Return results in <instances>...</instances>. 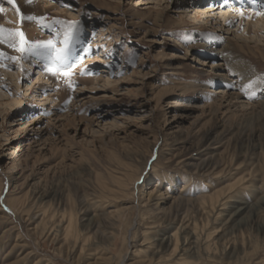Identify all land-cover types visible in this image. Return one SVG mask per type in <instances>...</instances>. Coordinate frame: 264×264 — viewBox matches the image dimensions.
<instances>
[{
  "label": "rangeland",
  "instance_id": "374dc122",
  "mask_svg": "<svg viewBox=\"0 0 264 264\" xmlns=\"http://www.w3.org/2000/svg\"><path fill=\"white\" fill-rule=\"evenodd\" d=\"M193 1L0 0V27L27 41L63 48L73 26L67 75L0 42V264H162L169 252L157 254L146 231L153 243L195 224L203 243L172 264H258L223 241L206 248L216 227L240 238L264 222L263 206L214 223L210 201L221 194L217 209L227 212L264 197V23L251 42L235 39L218 31L212 6ZM29 15L43 19H21ZM228 39L239 47L225 52ZM222 53L254 70L246 88L258 83L259 94L219 92L220 69L209 65ZM228 79L237 85L238 74ZM70 211L73 240L50 218Z\"/></svg>",
  "mask_w": 264,
  "mask_h": 264
},
{
  "label": "bare ground",
  "instance_id": "6f19581e",
  "mask_svg": "<svg viewBox=\"0 0 264 264\" xmlns=\"http://www.w3.org/2000/svg\"><path fill=\"white\" fill-rule=\"evenodd\" d=\"M197 1H201L203 5L208 3L209 6H212L211 9H214L213 11L215 12L214 15H216L218 18L217 19L218 23L216 24L218 27L217 28L218 31L219 32L224 31L228 33L230 32V34L233 35L235 39L237 37H240L244 39L245 41L251 42V38H253L252 36L258 33L255 31L258 28L257 22L264 23V0H194L193 3L194 2L196 4L199 3ZM44 5H45L44 7L46 10L53 11L52 12L53 15H58L59 10L50 1H45ZM193 14L195 16L194 18L198 19L199 15H204V12H202L201 14H197L193 12ZM248 17H250L251 21L246 20V18ZM237 20H238V23L240 24L236 25ZM206 22L209 23L208 20H206ZM247 24L249 26L248 30H246ZM239 32H240V35H239ZM249 33H251L250 37L248 36ZM235 39L226 40L225 52H228L231 49V46L234 48L239 47ZM214 41H217V40L214 39ZM218 42L222 43L223 40H219ZM175 55L176 56L173 59L174 61L177 57L180 58L177 55V53H175ZM220 57H221L220 60H214L209 65V68L212 70H215L216 68L220 69L219 71H217L220 79H217L215 81V83L218 81V84L223 86L221 87L219 92L222 93L223 96H227L228 99H230V101L250 99V98L252 99L253 97H255V95L253 96V94L255 92L257 95L258 92L256 91L261 85L256 83V84H253L251 87L246 88L248 87L246 84V81L249 80L248 79L249 76L253 75L254 70L250 68L247 63L244 64V66H241V64L240 63L238 64L235 59H230L228 56L224 55L223 53ZM205 64H206V61L202 60V65H205ZM172 65L175 66L176 64H172ZM65 67L66 65L65 66L57 65V68H60V69H63ZM225 67L227 70H223V68L225 69ZM225 71H228V72L225 73ZM60 72H63V71L61 70ZM231 72L233 74H238L237 85L232 79H228V77L232 74ZM240 80H242V82L240 83L242 85H238ZM260 95H262L261 98H264L263 93L259 94V96ZM184 179L185 180H183V183H185L186 181V178ZM186 184L187 183H185V185ZM220 195L221 194H217L215 196L210 197V201L212 202L211 218L213 219L214 223L218 221L220 222L224 218H225L224 221L228 223L229 221L233 220L237 214L238 215L242 214L246 210H249L250 212L255 211L258 214L259 208L264 206V197H262L257 201L256 204L252 205L249 202H244L237 206L232 205L231 207H229V210H225L227 212H222V209L220 211L217 209L218 208L217 204H219L220 202V199H219ZM222 206H224V204ZM95 207L96 208L94 212H100L105 209V205L102 202L97 203ZM42 211L44 213L42 214L43 215L42 220H45V218L48 216L47 214L48 211L47 209H43ZM95 214L97 215V213ZM56 216H58V225H57L58 230L55 228H53V230L57 231V234L63 232L65 239H70V240L76 239L77 234H78V227H77L78 223H77V218L75 214L72 211L64 212L61 215L54 214L53 216L50 217L51 220L53 221ZM247 223L248 221L245 222V224ZM258 225H259L260 230H259V233L256 234L257 236H252L251 234H248V235L242 234L240 238L233 237L230 239H228L227 234L220 235L219 234L220 230H218V227H216L212 229L214 232L207 234V239L208 241H210V244L209 246H207V248L205 244V248L207 249L208 252L218 250L219 243L223 241V245L225 246V248L228 250H231V248H234V252H237L238 255H242L241 257L242 260H245V259L247 261L248 260H251V261L260 260L258 264H264V237H262V239L260 238V240L258 239L261 236L260 234L264 233V222L258 221ZM194 227H195V231L192 230L193 231L192 233H184V235H181L180 233L181 231L177 230L174 234L170 235L169 237L163 240H159V239L155 240V237L153 236L154 237L153 241L155 240V242L153 243H152V235H153L152 233H150L149 231H146L144 236L147 238V241L150 242L151 246L154 244V247L158 249L157 251L155 250L157 254L160 252L162 253L161 256L163 257L165 253L169 252V254L164 258V261L161 260L160 262L162 264H172L171 259L177 256L183 255L182 253L186 251L185 250L186 248L188 249L189 247L191 248L193 246H200L203 243L202 242L203 233L199 234L197 224H195ZM185 234H188V235H185ZM180 238L184 239V242H185L184 248H179ZM85 242L86 244L90 243V239L86 238ZM165 246L170 249L169 250L167 249L166 251H162ZM83 252L84 250L81 251V253ZM161 256H159V259H162ZM182 264H185V263H182Z\"/></svg>",
  "mask_w": 264,
  "mask_h": 264
},
{
  "label": "snow or ice",
  "instance_id": "6c2138e0",
  "mask_svg": "<svg viewBox=\"0 0 264 264\" xmlns=\"http://www.w3.org/2000/svg\"><path fill=\"white\" fill-rule=\"evenodd\" d=\"M31 2V0H28ZM8 3L13 5L14 0H8ZM3 11V8L0 7V12ZM19 12V9H16ZM21 19H27L29 21H35L38 19L35 16L29 15L26 17H21ZM57 23H60L57 21ZM72 25L68 26V30L64 33L63 37V48H58L56 44L52 41L46 42H30L27 41L24 37L23 32L13 31V30H5L0 27V42H4L5 39H8L9 47L14 48L16 51L25 53L28 56H40L44 59H47L49 62V66L47 68L48 71L53 72V74H58L61 70L64 72V75H67L72 68V65L68 63V44L69 40L72 36ZM4 59V53L0 52V62ZM9 60H16V57H8ZM67 65L66 68L60 69L57 68V65ZM71 86V85H70Z\"/></svg>",
  "mask_w": 264,
  "mask_h": 264
}]
</instances>
